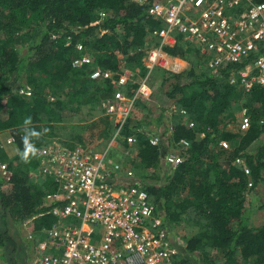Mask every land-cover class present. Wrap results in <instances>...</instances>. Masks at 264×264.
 I'll return each mask as SVG.
<instances>
[{
  "label": "trees",
  "instance_id": "trees-1",
  "mask_svg": "<svg viewBox=\"0 0 264 264\" xmlns=\"http://www.w3.org/2000/svg\"><path fill=\"white\" fill-rule=\"evenodd\" d=\"M158 1L163 0H0V131L11 130L19 147L14 157L7 158L0 143V160L6 159L12 171L8 179L0 175V205L6 220L5 228H0V249L7 242L15 243L7 215L21 222L40 212L45 193L54 188L51 181L33 182L30 178V169L39 163V146L54 132L73 142L86 140L83 129L76 132L64 123L65 110L79 111L90 98L92 108L99 106L101 115L94 124L83 125L89 129V138L114 136L120 123L106 116L101 98L114 97L118 89L132 96L139 81L131 77L118 88L112 78H92L91 72L100 66L119 77L126 66L132 71L138 68L144 76L148 73L143 57L149 46L159 42L153 29L163 23L149 12ZM24 28L37 31L25 34L32 41L22 52L18 32ZM175 35L176 42L164 49L186 59L190 66L182 72L153 69L150 75L157 70L163 78L149 94L163 111L174 102L172 122L162 125L164 116L158 115L159 125L151 128L149 123L156 118L151 116L153 112L149 114L153 119L130 115L116 139L125 147L124 159L133 172L144 170L143 186L164 220L169 218L177 225L183 220L199 224L196 232L183 236L185 244L177 264H264V222L253 224L246 206L247 192L264 181V87L256 85L245 91L240 83L231 82L233 73L245 62L214 68L209 65L214 54L202 51L195 40L179 31ZM78 41L83 49L76 46ZM84 53L91 55L92 62L75 66L74 59ZM138 102L144 104L141 97ZM181 106L187 108L188 115L177 112L176 107ZM243 107L251 116L250 126L227 129L233 114ZM28 116L32 123L27 127L40 135L30 139L37 152L25 162L20 153L24 151L23 121ZM189 121L195 124L190 126ZM170 125L172 131L167 135ZM155 132L163 134L159 144L150 141ZM130 134L137 140L130 142ZM181 138L188 140L184 160L173 167L165 153L179 146ZM224 138L229 148L219 144ZM113 153L110 150L109 154ZM238 156L244 157L251 169L252 185L248 184L250 175L235 162ZM259 207L264 208V201ZM54 219L53 215L41 216L36 219L37 227ZM195 252L199 253L196 261L189 256Z\"/></svg>",
  "mask_w": 264,
  "mask_h": 264
},
{
  "label": "built area",
  "instance_id": "built-area-1",
  "mask_svg": "<svg viewBox=\"0 0 264 264\" xmlns=\"http://www.w3.org/2000/svg\"><path fill=\"white\" fill-rule=\"evenodd\" d=\"M149 12L163 23L153 29L159 42L149 46L143 57L148 66L146 79L157 67L175 72L185 69L182 58L164 49L166 44L176 42L175 33L179 31L195 40L202 51L214 54L209 60L214 68L245 62L233 73L231 82L240 83L245 91L256 85L264 87V0H163L155 2ZM76 46L84 48L79 41ZM89 62L91 55L84 53L73 64L83 66ZM130 75L133 71L126 70L114 77V71L100 66L91 72L92 78H112L119 87L128 82ZM147 83L140 82L131 97L118 89L114 97L103 101L108 113L120 115L114 137L130 116L137 96L152 92ZM170 105L172 109L174 102ZM176 110L188 115L186 107ZM250 123L251 116L245 109L239 129H247ZM171 131L172 125L166 134ZM162 135L151 133V143L159 144ZM5 139L13 143L16 136L10 133ZM127 139L137 140L134 134ZM178 144L165 153L173 167L184 160L187 138H181ZM219 144L230 147L225 138ZM107 154L108 148H70L56 140L39 146V163L34 170L54 188L45 193L42 210L20 222L34 246L30 264H177L185 238L165 224L141 183L123 180V164ZM235 162L250 175L248 184L252 185L245 158L238 156ZM11 174L8 164L0 161V175L8 179ZM44 215L55 219L37 227L36 219Z\"/></svg>",
  "mask_w": 264,
  "mask_h": 264
},
{
  "label": "rangeland",
  "instance_id": "rangeland-1",
  "mask_svg": "<svg viewBox=\"0 0 264 264\" xmlns=\"http://www.w3.org/2000/svg\"><path fill=\"white\" fill-rule=\"evenodd\" d=\"M36 31H35V29L24 28L23 30L18 32V36H19L18 40H19V43H20V50L22 52L27 51V48H29L30 42L32 41L31 38L28 37L27 35H33L34 33H36ZM21 33H24V34H21ZM25 34H27V35H25ZM37 36L38 35L32 36V37L33 38H37ZM188 66H190V65L188 64ZM126 70L132 71V69H130L129 67L125 66L124 70L121 73H123ZM138 70L139 69L137 68V70L133 71V75H130V76L134 77V80H138L139 83L140 82H144V81L145 82L148 81L149 83H151V82L157 83V85L154 83V86H155L154 88H152L151 85H150V87L152 88V92H153L155 90V88L159 86V82L163 78V76L161 75V72H157V70H154V72L149 76V79H146L147 78V74L144 76V75L140 74ZM168 86H169V84L167 82L165 84V87L167 88ZM147 87L148 86H145V89H147ZM150 95L140 94L139 96H137V99L135 100L134 108L132 109L130 115L133 118H140V119H144V117H147L148 119H153V118H155L158 115L160 117H161V115H163L164 117L162 119V125L164 123L172 122V114L174 113L173 110L169 109V108L164 109V111L161 110L159 108V106L156 105L155 97H153V96L151 97ZM139 97H141V99L144 101V104H145L146 107L144 106V104H139V102L137 103ZM102 99L103 98H101V101H100L101 107H103V100ZM91 104L93 105L94 103L90 102V98H88V101L85 104H83V108L80 109L79 111L65 110V112L63 114L64 115V118H63L64 123H67V125L71 129H75L76 132H79V131H81V129H83V133H84V136H85L86 140H84V141H74L73 142L65 134L58 133V132L50 133V135H49L50 138L49 139L50 140H57V141L65 144L66 146H68L70 148H73V147H85V148H88V147H91V148L93 147L94 148L95 147V148H99V149L108 148V152L110 150L114 151L113 154H110V156H109L110 159L113 160V161L122 162L121 159L124 158V155L126 154V150H125V147L121 144V142H119L116 139V137H114L113 135L111 137L106 136V135H102V136H98L97 137L98 140H97L96 137H95V139H91V138H89V129L87 130L86 128L83 127V125L90 124L91 122H93L92 124H94V122L96 120H100L101 113L99 111V106H97V107L94 106L92 108ZM148 106H150L151 108L149 107V109H148ZM245 109L247 110L246 107H243L241 110L236 111L235 114H233V117H232L233 119H232V121L229 124L230 125L233 124V126L235 124L236 126H238L239 122H240V119L242 118V116L244 114V110ZM152 112H153V115H151V116L153 118L150 117V115H149ZM105 114L109 118L114 117L116 120L120 116L119 114H110V113L107 112L106 109H105ZM160 117H156L155 120L150 121L151 123H149V124H150L151 128H156L159 125V123L161 121ZM10 131L11 130H9V129L0 131V139H1L0 143L3 146L5 144H15V142L8 143L6 141V139H5L7 137V135L10 134ZM72 143H74V144H72ZM17 149L19 150V147H17ZM9 152H10L11 155H8V153H7V155H8L7 158H12L15 155V153H13L14 151H12V149H10ZM0 161H2V162L4 161L7 164H9V162L6 159L0 160ZM30 174L32 175L33 179L36 182H39V181L43 182L41 176H39L37 174V172L34 170V168L30 169ZM131 175L132 176H130L129 178L139 179V180H141V182H140L141 184L144 183V176H145L144 170H142L141 172H135L134 171V172H132ZM247 200L248 201H247L246 206L248 208L247 211L250 213V216H249L250 221L253 224H255V225H258V224L264 222V208L259 207L260 203L262 201H264V181L259 183L255 187L253 192H247ZM163 217H165V216L163 215ZM7 220H8V224H10V222L13 221L9 217V215H7ZM170 221L171 220L169 218H167L165 224L171 229V231L173 230L176 233L181 234L182 236H185L186 234H188V235L192 234V233L196 232L199 229V224L197 222H188L186 220H183V221L179 222L178 225H177V224H174V221L173 222L172 221L170 222ZM13 222L15 223V221H13ZM16 224H17V222H16ZM17 226H18V228L16 229L17 230L16 231L17 236L21 237V235H22L23 237L26 238L25 230L22 229L21 224L17 225ZM30 242L33 244L32 241H30ZM189 256H190L191 259H193L195 261L199 260V253L198 252L191 253V254H189Z\"/></svg>",
  "mask_w": 264,
  "mask_h": 264
},
{
  "label": "crops",
  "instance_id": "crops-1",
  "mask_svg": "<svg viewBox=\"0 0 264 264\" xmlns=\"http://www.w3.org/2000/svg\"><path fill=\"white\" fill-rule=\"evenodd\" d=\"M178 56V55H176ZM179 58H182L179 56ZM183 63L185 65V69H187L189 66L188 64L190 65V62L187 61L186 59H183ZM155 83V82H154ZM154 83L151 82V83H147L149 86L151 85L152 88H154ZM157 85V83H155ZM159 85H160V82H159ZM118 88H121V87H118ZM157 88V87H156ZM226 128L228 129H231V130H234V131H238L239 130V125L236 126L234 124H229L226 125ZM9 132V131H8ZM7 132V133H8ZM10 133H13L12 131H10ZM201 135H204L203 133H201ZM1 140V139H0ZM50 141H53V140H50V139H47L46 142H50ZM57 141V140H56ZM1 142V141H0ZM45 143V142H44ZM2 145V144H1ZM65 145V144H64ZM3 146V145H2ZM6 150V152L8 153V155H11L9 150L12 149V151H14L13 153H15V155L18 153V149H17V143L15 141V144H5L3 146ZM110 152V151H109ZM108 152V156H110ZM14 155V156H15ZM13 156V157H14ZM133 157V156H132ZM122 160V169H121V174L123 175V177L126 179V178H129L130 176V173L128 171H132V168H131V163H129V161L125 160L124 158L121 159ZM4 162V161H3ZM6 163V162H5ZM131 172V173H132ZM30 173V172H29ZM30 178L33 182H36L32 175L30 174ZM123 178V179H124ZM7 179V178H6ZM40 182V181H39ZM143 185V184H142ZM9 215V214H8ZM6 220L4 219V213H3V209H2V206L0 205V228H5V222ZM21 223L20 222H16L14 223L13 221L10 222V224H8V229L10 230V234L13 236V241L15 242L14 245L12 246L11 243L7 242L6 245L0 249V264H30L31 260H32V256H33V244L30 242L29 239L23 237L21 235V237L17 236L16 234V229L18 228L17 225H20ZM17 226V227H16ZM16 227V228H15ZM13 232V233H12Z\"/></svg>",
  "mask_w": 264,
  "mask_h": 264
},
{
  "label": "clouds",
  "instance_id": "clouds-1",
  "mask_svg": "<svg viewBox=\"0 0 264 264\" xmlns=\"http://www.w3.org/2000/svg\"><path fill=\"white\" fill-rule=\"evenodd\" d=\"M31 123H32V117L31 116L26 117L25 120L23 121V124L25 125V129H24L25 135L22 137V142L24 144V151L22 153H20V155H21V159L24 160L25 162L28 161L30 154L32 156H35L36 155V152H37L35 146L32 143H30V139L32 137L39 138V135H40L39 133H36L35 131H33V130H31V129H29L27 127ZM44 131L47 132L48 129H44ZM36 167H34V169ZM43 182H47V181L43 180Z\"/></svg>",
  "mask_w": 264,
  "mask_h": 264
}]
</instances>
